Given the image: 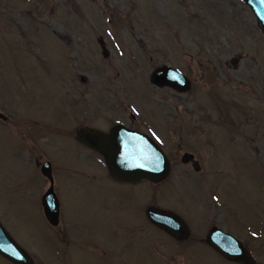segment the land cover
I'll list each match as a JSON object with an SVG mask.
<instances>
[{"label": "rangeland", "instance_id": "rangeland-1", "mask_svg": "<svg viewBox=\"0 0 264 264\" xmlns=\"http://www.w3.org/2000/svg\"><path fill=\"white\" fill-rule=\"evenodd\" d=\"M163 64L190 86L152 84ZM0 111L7 116L0 119V221L34 264H99L91 254L99 249L75 244L74 221L99 215L130 188L111 183L103 157L84 149L75 129L127 124L130 113L171 162L163 180L141 181L146 203L180 216L189 235L148 231L144 250L125 247L118 264H239L205 243L206 230L217 224L243 239L232 217L249 225L264 217V29L244 0H0ZM184 152L199 170L181 161ZM246 159L256 175L246 172ZM45 160L57 225L41 204L50 185L40 171ZM81 181L104 189H76ZM85 251L93 258L78 259ZM0 264L14 263L0 256Z\"/></svg>", "mask_w": 264, "mask_h": 264}, {"label": "water", "instance_id": "water-1", "mask_svg": "<svg viewBox=\"0 0 264 264\" xmlns=\"http://www.w3.org/2000/svg\"><path fill=\"white\" fill-rule=\"evenodd\" d=\"M250 7L256 19L264 29V0H244ZM103 55L108 51L101 38L98 39ZM234 62V59H231ZM150 82L158 87L167 85L178 91L190 86L189 78L179 69L168 64L155 67L150 76ZM7 116L0 111V119ZM76 138L84 145L98 151L104 158L111 176L122 181H137L146 178L152 182L163 180L170 171V160L160 145L147 133L129 128L121 123L106 133L91 127H81L76 130ZM194 158L193 153L184 152L182 162ZM199 170L198 162L193 164ZM40 171L47 177L50 185L41 197V204L46 220L51 225L59 223V201L53 190L52 166L45 160ZM148 216L160 227L178 239L189 235L185 221L170 210L150 206ZM208 240L213 248L224 257L238 260L244 256V247L239 239L229 233L219 230L217 234H209ZM0 255L14 264H34L33 258L8 233L0 221ZM246 264H254L248 262Z\"/></svg>", "mask_w": 264, "mask_h": 264}, {"label": "flooded vegetation", "instance_id": "flooded-vegetation-1", "mask_svg": "<svg viewBox=\"0 0 264 264\" xmlns=\"http://www.w3.org/2000/svg\"><path fill=\"white\" fill-rule=\"evenodd\" d=\"M110 106L111 105H107L108 108H110ZM91 107L93 109V110L91 109V111H94L93 113L95 117L93 118L92 116L90 118L91 120H93V122L95 121L97 122L98 105H91ZM119 109L121 110V108ZM118 113L120 112L118 111ZM129 116H130V123H127V124L121 121L110 122L109 120H107L108 122H106V125L104 126H98V125L85 123L79 126L78 128L88 126V127L99 129L103 132L108 133L110 132L111 128L121 123L129 128H132V129H135V130H138V131H141V132H144L150 135L149 133L151 131L145 129V127H143L144 126L143 124L136 121L137 115H135L134 113H130ZM85 119L88 120L87 118ZM78 128L75 129V138H76V130ZM221 138L224 141L226 139L224 136H222ZM77 141L79 144L83 146L84 149L89 150L91 153H95V155L99 154L100 156H102L98 151L82 144L78 139ZM220 141L222 142L221 139ZM230 144L232 145V143ZM223 146L225 148L220 151V155L226 158L228 157L227 154H230V153H228L227 146L226 145H223ZM255 151H256L255 149L251 150V153H255ZM195 161L198 162V159H196L194 156V158L189 160L188 162L192 165V167H194L193 164ZM239 161L242 163L243 160L240 158ZM199 163L200 162H198V165L200 167ZM245 163L247 164L244 166L245 169L247 170L246 172L250 173L251 176L256 175V172H254V168L252 167V161L250 160L247 161L246 159ZM210 164H211L210 160L205 161V167L208 171L210 169ZM227 167H229V165ZM237 169L238 168H236V170ZM86 172L87 171H84V172L81 171L80 173L85 174ZM244 172L242 171L240 167V172H239V175L237 176V179H239ZM108 174H109V177L111 178V183L122 185L124 186V188H130L129 194L126 197H124L123 195L117 192L118 194L114 198L115 202H112L113 194H111V197L107 198L106 200L109 202L111 200V202L113 203L112 205L102 207L101 208L102 213H100L97 216H89V217L88 215H81V217L77 216L76 220L74 221V229L72 230L73 231L72 234L75 236L74 242L76 245L79 244L84 249H87L90 247L99 249V251L95 250L96 252L91 251L92 252L91 254L94 255L95 263L118 264L119 259L125 252L124 251L125 247H126V250L129 247L133 248L134 250L137 247H142V249L144 250L145 244L143 243V238L146 237L148 231H151L153 233H158L160 231H163L164 233L168 234L172 238L180 240L177 237L168 233L165 229L160 227V225L156 224L148 216L147 214L148 207L150 206H156L159 208L161 207L156 204L146 203V191H145L146 187L140 184L141 181L146 180V178H141L137 181H122V180H117L113 176H111L109 171H108ZM103 184L104 182L81 181V182L76 183V189L89 188L91 190H99V188L104 186ZM86 186H89V187H86ZM137 188H140L138 192H137ZM101 189H104V188H101ZM102 198L105 199V197H102ZM221 201L225 203L223 195L221 196ZM232 218L236 220L234 221L235 223L239 224L238 228L242 231L243 235L245 234L243 239L238 237V235L233 234L232 232L221 228L217 224H211L205 233V239H204L205 243L208 246H210L213 250H215L208 240L209 234L211 233L217 234L219 233V230L225 233H229L241 241L242 246L244 247V256L238 260H231L221 255L218 251L216 250L215 251L218 254H220L224 259L232 261V262H236L239 264H246L248 262H253L254 264H258V262L260 261L259 256L261 257L264 256V244L263 245L258 244L259 240L264 241V217H262L260 213L259 219L255 223L256 227H252L255 224L249 225L248 223H244L243 217L238 218L235 216ZM77 227H80V228H77ZM61 234H63L62 237L68 236L67 231L66 230L64 231L63 229L61 230ZM64 240L65 239H63L62 241ZM68 243H70V241H68L67 243H63V244L64 246H66ZM85 252L86 253L81 252L79 255H76L77 258L79 259L80 257L81 259L83 257V259H86L90 256L92 257V255L89 254L90 253L89 251H85ZM127 257L128 255L126 256V258ZM123 258H125V255ZM132 259L134 260V258ZM125 264H129V258L125 260Z\"/></svg>", "mask_w": 264, "mask_h": 264}]
</instances>
